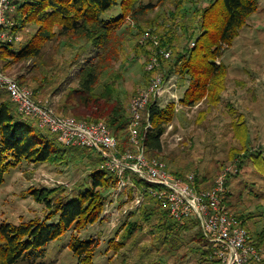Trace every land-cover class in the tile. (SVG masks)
<instances>
[{"label": "trees", "instance_id": "trees-1", "mask_svg": "<svg viewBox=\"0 0 264 264\" xmlns=\"http://www.w3.org/2000/svg\"><path fill=\"white\" fill-rule=\"evenodd\" d=\"M14 1L17 9L10 14V18L15 22L13 31L21 33L22 38L0 44V69L8 73V69L19 65L16 79L20 84L32 88L37 100L45 102L48 95L61 94L55 105L58 114L89 122L104 121L124 149L130 146V104L135 96V91L123 87L126 63L132 58V53L146 58V85L157 73L168 81L177 72L183 74L189 83L180 98L181 103L188 106H195L201 101H207L209 105L218 103L227 89L229 75V67L218 61L223 46L233 42L240 28L258 8L257 0H210L206 7L200 9L197 20L187 15L192 9L193 13L197 12L195 4L198 0H173V7L168 10L171 16L163 20L161 17L147 20L144 17L157 6L152 1ZM183 2L188 6H184ZM142 19L146 22L135 27L136 31L129 25ZM30 26L36 27L32 31H25L23 37L24 30ZM149 29L158 36L159 45L151 39L141 41ZM162 49L171 51V57L166 58L161 53ZM156 52L160 64L148 70L147 65ZM83 55L85 57L82 59L91 57L81 66L77 73V85L73 86L68 72ZM50 105L54 108L52 103ZM176 115V101L172 100L166 105H162L158 98L149 101L143 111L140 128L149 157L166 161L160 156L164 151L163 137ZM149 123L151 126H148ZM245 150L244 147L238 151L235 148L230 157L234 158ZM62 152L70 156L74 153L90 154L92 187L54 205L46 193L34 190L38 199H46L51 212L41 220L19 224L5 222L0 226V264H53L38 261L47 245L75 226L96 222L102 216L106 203L105 195L98 189L112 187V183L117 185L119 181L117 174L102 166L103 157L99 152L87 147L66 146L56 134L41 127L36 119L23 116L9 92L0 89V184L5 181L6 173L14 163L23 159L41 163ZM171 161L174 162V159ZM175 161L178 166L175 169L170 166V169L178 176L187 177L190 168L179 167L177 158ZM255 162L257 166L263 164L259 155ZM224 165V162L221 163L219 169ZM133 179L142 189L146 188V205L142 212L148 215V219L156 218L162 237L167 235L170 245L180 244L182 232L196 228L193 239L198 242L195 246L197 252L203 251L207 264H223L206 238L199 219H175L161 199L148 191L155 188V184L137 176ZM215 181L213 175L200 177L195 174L194 185L198 190H204L211 188ZM231 195V192L228 193L226 203L233 211L235 203L231 201ZM235 215L243 221L252 241L262 250L264 233L257 231L254 237L248 224L249 217L240 212ZM129 228L131 234L137 229L136 226ZM69 246L78 258V264H101L94 260L98 247L94 239L73 235Z\"/></svg>", "mask_w": 264, "mask_h": 264}, {"label": "rangeland", "instance_id": "rangeland-1", "mask_svg": "<svg viewBox=\"0 0 264 264\" xmlns=\"http://www.w3.org/2000/svg\"><path fill=\"white\" fill-rule=\"evenodd\" d=\"M144 1L157 4L144 19L161 17L163 20L171 16L168 10L173 7V0ZM209 2L198 0L195 4L197 12L193 13L192 9L187 16L198 20L200 9ZM257 4V10L240 28L239 35L230 45L224 44L222 56L218 58L229 67L227 89L221 101L211 105L201 101L188 106L177 100V115L167 127L163 137L164 151L160 154L172 168L178 166L177 158L179 167H188L187 173L199 174L200 177L213 175L217 179L226 172L227 187L232 194L230 199L235 203L233 211L249 217L248 224L254 237L257 231L264 233V0H257ZM183 5L187 3L183 2ZM145 22L142 19L129 25L136 31L135 27ZM35 27L25 29L23 37L25 31H32ZM132 54L126 63L123 87L135 91L136 95L148 86L144 76L146 58ZM83 57L69 69V80L73 86L77 85L78 71L91 56ZM18 67L14 65L8 69V74L16 78ZM183 77V74L175 72L167 81L179 98L189 84ZM60 97L61 94L48 95L45 101L52 103L55 109ZM170 101L169 93L160 97L162 105ZM243 147L245 152L230 157L235 148L238 151ZM257 155L263 162L262 166L255 164ZM90 159L87 153L70 156L62 152L41 163L25 159L14 163L0 184V226L5 222L19 224L48 217L51 206L45 202L46 199L43 201L34 195L36 189L50 196L53 205L86 192L92 187ZM173 159L174 162L171 161ZM223 162L225 165L219 169ZM133 182L127 187L112 183V187L99 188L106 197L102 216L96 222L75 226L53 240L38 261L78 264V258L69 246L75 235L97 241L94 260L101 264H207L203 251L197 252L195 248L198 242L193 237L197 229L182 232L180 244L170 245L168 236L162 237L156 218L148 219V215L142 212L146 205V188L142 189L135 179ZM134 226L137 229L131 234L129 227ZM262 248L264 257V246Z\"/></svg>", "mask_w": 264, "mask_h": 264}, {"label": "built area", "instance_id": "built-area-1", "mask_svg": "<svg viewBox=\"0 0 264 264\" xmlns=\"http://www.w3.org/2000/svg\"><path fill=\"white\" fill-rule=\"evenodd\" d=\"M16 9L14 0H0V44L22 38L21 33L13 31L15 22L10 18ZM149 39L159 45L158 36L150 29L143 34L141 41ZM161 53L166 58L171 57V51L162 49ZM159 64L156 52L151 56L147 69L152 70ZM0 89L9 92L23 116L36 119L41 127L56 134L66 146L87 147L99 152L103 157L102 166L118 175L120 187L133 184L134 176L155 184L156 187L148 191L161 199L175 219H199L206 238L223 264H264L263 254L252 241L243 221L226 203L229 193L226 172L216 179L211 188L198 190L194 185L195 174L178 176L167 161L149 157L140 132L144 109L151 98L160 99L164 93H169L173 101H180L162 74H155L150 84L131 101L130 146L126 149L120 146L117 136L104 121L89 122L58 114L47 101L37 100L32 88L20 84L15 77L1 69Z\"/></svg>", "mask_w": 264, "mask_h": 264}, {"label": "crops", "instance_id": "crops-1", "mask_svg": "<svg viewBox=\"0 0 264 264\" xmlns=\"http://www.w3.org/2000/svg\"><path fill=\"white\" fill-rule=\"evenodd\" d=\"M186 88V87H185ZM185 90V89H184Z\"/></svg>", "mask_w": 264, "mask_h": 264}]
</instances>
